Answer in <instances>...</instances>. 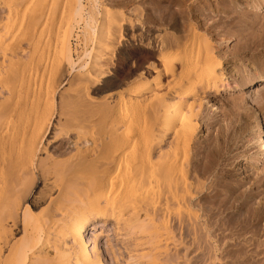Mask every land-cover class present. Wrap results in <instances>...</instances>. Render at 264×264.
Wrapping results in <instances>:
<instances>
[{
    "label": "bare ground",
    "instance_id": "bare-ground-1",
    "mask_svg": "<svg viewBox=\"0 0 264 264\" xmlns=\"http://www.w3.org/2000/svg\"><path fill=\"white\" fill-rule=\"evenodd\" d=\"M27 1L29 0H20L19 2H17V0H8L3 3L4 6H2L4 8L1 9L0 7V10L7 12L8 16L6 15V17L10 16V18L12 15H16V13H18V16L21 14L23 20L27 17V15L29 16L32 10L35 12L40 8V10H43L44 8L49 7V2L47 7H43L45 5L43 2H46V0H40V2H38L39 4L35 0H31V3L30 1ZM72 2L76 4L75 10V6L73 7V11H75V13H73L75 15L77 13L81 20L85 21L86 27L91 32V34H89V32L87 34L88 36H86V38L88 37L87 39L90 37L91 41L89 42V40L85 39L84 36L85 42L88 41V44H91L92 42L94 44L100 43L101 46L102 44H105L104 47L102 46L105 48V46L108 47V45H110H107L108 41L113 39L114 42L116 40H114L115 37H113L112 30H120L119 28L122 27V25L118 27L115 26V24L118 25V22L125 21L126 14L123 11L113 12L109 9L106 11L104 10V17L102 19H105V22L107 21L108 23L107 25L103 21L102 24L104 27L106 25H114L116 27L113 28V26L112 29L106 33V30H104V27L101 26V24L100 27L98 24H91L95 21L93 20L94 14L91 13L92 11L89 12V10L86 9L83 0H73ZM96 2L97 1L93 2V4ZM260 2L264 3L262 1ZM29 3H33V6L36 3L39 5V8L36 5L34 7L38 9L32 7L30 11ZM94 5L92 9L93 12L96 11V14L98 12L97 9L94 10ZM31 6L32 5H30V7ZM68 7H70V3ZM238 7L240 6L238 5L237 9L235 8V27H240L245 22V19L248 18L246 13L247 11L245 10L246 12H240ZM65 8L68 9L67 5ZM237 10L241 14H238ZM43 11L40 13H43ZM30 16L25 19L26 22L28 18L30 19L32 17ZM95 17H98V15H95ZM10 18L6 19H9L8 21H10ZM36 18L35 20H38L40 16H36ZM238 18H240V20L237 22L236 20ZM25 20H23V22ZM35 20H33V24H31L32 26L34 25ZM97 22L95 21V23ZM174 24V26H176L174 27L175 31L169 35L156 33L153 36L145 37V35L140 34L142 39H145V41L146 39L152 41V43L147 46L149 47V52L152 56L151 58L155 60H151L153 62L151 64L149 63L150 65H148V69L150 72L148 73H154L155 76L153 77V75H151L152 78L149 76L151 79L147 77L143 80L140 79L139 82L136 81L137 83H132L126 90L124 89V92H119L116 95L117 99L114 98L116 99V103L112 101V103L116 104V119L115 121L110 122L109 127L106 126L107 121L105 120L107 119L106 116L109 115V107L111 105L109 106L108 104L111 102L107 101V105L102 103L103 105L101 106V109H97L100 111L101 116L104 117L102 118L104 120L102 122L103 124L101 123L102 125H100V127L96 126L95 128L97 129L89 130L88 127L91 128L90 126H93L90 123L92 120L89 122L88 117L90 116H87L88 114L83 116V110L80 111V113L76 112V114L74 112L76 110H73L76 106L71 109V105L75 104L76 99L79 104H83L82 100L84 99L82 97V93L84 91L82 93L80 92L81 94L79 92L77 93L79 94L78 96L81 95L82 100L76 98L78 97L76 95V97L74 96L76 99L72 96L75 101L67 98V94L69 95V98L71 97L73 90H70L72 92L70 93L71 95L67 92L66 98L69 101L64 103V107V104L61 102L60 105L56 104L57 102L55 99L50 96L53 95V91H51L53 88L51 89L52 85L50 82L49 84L51 86L48 84L50 89L47 88V84H45L46 91H44V93H46V97L48 96L49 98H52L51 100L49 99V101L45 100L46 103L48 102L47 104L44 102L43 105V102H40L41 100H38L33 104L29 100L31 103L29 104L27 101V104L29 105L24 103L23 106L19 103L20 101L12 103L8 97H11L10 99H12V96L10 95H13L16 90H11L13 93L10 92V95L8 97L6 96L7 101L5 100L6 98L3 99L6 101L5 103L0 102V264H106L104 254L99 247L98 236L93 237L91 240H87L85 235L87 228L91 225V223H95V227V225L99 222L106 223L109 221L119 223L124 220L123 223H129V226L133 225L132 223L137 222L141 223V228L145 230L147 229L145 228L147 225L145 226L144 224L148 222L147 224L150 226L149 222H151L155 225V228L153 227L154 229H158L159 231L165 228L163 229L164 231H169V234H165V237L163 231L162 234V232H155L151 226L148 227L149 230L154 231L152 233L148 230L150 237H152L151 235L155 233L154 237L150 240L152 242L154 241L153 238H155V242L156 240L158 241V239L160 242L162 239L167 242L172 240L174 236L172 235L173 237L171 239V229L172 227H175V225H178L181 229H187L188 227L191 229V227L193 228L195 226L197 228V230L195 228V232L198 231L200 226H202L205 234L211 233L212 231H209L214 228H217L223 233L226 231H234L233 234L221 235H223L222 237L225 239H227L228 236L235 237L234 239L236 244H239V242H255L257 245L258 243L260 246L263 245L264 177L262 176L251 179L248 176L246 180H244V178L241 182L238 181V175L235 174V177H233L232 172L228 169L232 166L233 156H230L229 154L228 156L225 152L224 153L226 155H222V151H219L218 145L217 147L214 145L218 150L206 147L204 152H200L202 147L197 140L198 134L196 135V132L200 127V121L198 122L195 119L202 117V114L204 113L203 110L211 103L207 100V98L210 96L213 97L215 95H220V93L224 90L225 84L230 83L228 79L231 77L227 78L224 74V70L227 69L228 64L223 60V58H220L213 53L214 48L209 41L199 38L201 35L199 37L194 35L196 32L195 29L194 31L192 30L193 34L191 32L187 34H180L181 31L178 29L179 23ZM249 24L253 26L255 21L250 22ZM6 25H9V23ZM101 27H103V29ZM189 28L193 27L191 26ZM261 28H263L262 31L264 33V22L263 27ZM30 29L31 27L28 29L30 31L29 33H32V30ZM71 29L72 28H70V30H65L64 34L60 31L62 33H60L62 36L59 37L58 41L60 47L57 45L58 42L56 43L60 51L54 49L56 52L58 51L57 54H60V60H62L60 61L58 58L59 55H56L58 56L56 57V60L58 59L60 62L58 65L59 68L56 65L54 66L55 68H53L55 71L52 70V73H55L56 76L58 75L57 73L61 71L58 69L63 68H61V65L65 66V64L61 63L67 62V66L69 64L74 67L76 65V61L79 59L80 62L82 60V62L84 61L86 63L87 60L85 61L81 59L82 55H86L89 58L92 54V51L90 50V52L88 49L85 50L87 46H84L85 48L83 49V53L77 60H75V50L72 42L73 40H76L78 36L73 30L72 31L74 33H72ZM114 33L118 32L116 31ZM124 34H122L123 36L120 34L121 36L119 35V37H124ZM1 37L2 36H0V38ZM33 37L31 38V42H36V39L34 41L32 40ZM131 39H133V37ZM252 39H249L247 46L242 51V54H246V52L251 53L255 48L257 49L259 46H264V34L261 39L259 37L256 39L254 38L253 40ZM55 40L57 41L58 39L56 38ZM1 41L3 44L7 40L5 39L3 41L1 38L0 42ZM118 41L120 42V40ZM85 42L84 44H86ZM14 43L15 41L13 42L14 48L13 46H9L12 50L15 49ZM2 44H0V46H2ZM6 44L8 45V42ZM7 45L4 46V48L6 47V50L3 49L4 51L2 52V59L4 60H8L7 58L9 56L6 57V54L9 53L8 51H10V53L12 52L7 49ZM116 45L118 47L119 44ZM116 45H114L115 48H117ZM37 46L38 45H36V47ZM112 46L110 45V47ZM114 47L113 49H110V52L111 50H116ZM97 50L94 52L95 56H92L91 58L92 62L90 61V63L85 64V66L82 64L80 65L81 67L83 66L82 69L87 71V75H81L84 71H82V69V72H79L81 76L76 74L80 77L83 76V80L82 78L80 80H82V82L88 81V85L93 83L98 85L97 82L104 81V79H108L112 77V75L114 76L113 71H111L112 69L109 71L106 70L107 72L103 71L105 69H98L101 67L104 68L103 66L106 63L104 65L103 63L104 61L106 62V59L108 60V53L104 54L106 50L103 53L104 55H107L104 60V57L102 56L103 54L99 53V51L97 53ZM5 51L8 53L5 54ZM20 51L22 50L20 49ZM20 51L18 50L19 53H21ZM18 52L16 51L14 53L18 54ZM107 52H109V49ZM14 53H12V57L15 55ZM112 53L113 52H111V54ZM36 54L33 58L40 56ZM55 54L56 53H53V55ZM23 55L25 58H23L21 54L19 55L20 58L22 57L23 59H26L27 57L24 53ZM42 57L44 60V56ZM20 58H18L19 61L18 59H15L16 61H12L10 56L9 60L13 63L8 61L9 64L5 63L7 61L2 60L6 66H9L5 67L4 65V68L0 63L1 67H3L4 70L6 68L7 70L10 68V71L8 72L9 75L6 70L5 74L0 71V79H4L5 77L3 76L6 75L11 77L13 75L19 78L18 75H21V73L15 71V68L18 67L20 69ZM121 58L126 60L127 55L121 53ZM39 60L40 59L33 61L36 63ZM102 61L103 63H101ZM56 64H58V61ZM91 64L93 65V68L89 69L88 67L91 66ZM259 64L263 67L264 61L259 62ZM76 66H78V64ZM94 68L97 69L95 70ZM109 68L111 67L108 66V69ZM73 69L74 68L71 70ZM11 71H13V73L16 72L17 74H11ZM24 72L25 71L22 73ZM8 76H6L5 80L9 78ZM31 76L32 75L30 73L29 79ZM48 76L49 75L47 74L46 77ZM240 76L241 75H239V77L235 76L234 81L237 82V85L235 84L236 86H234L236 88H238V85L241 83ZM20 77L22 78V76ZM253 77L254 76H251V78L248 79L242 87L248 88L253 83ZM14 78L16 77H12L10 79L13 80ZM31 78L33 79V77ZM48 78L50 79L51 77ZM75 79H78V77ZM47 80L48 79H46V82ZM165 80L168 81L166 82V86ZM72 81L74 82V79ZM38 82L41 83L40 80ZM38 82L37 84H39ZM261 82V85H264L263 77ZM10 83L8 84L10 85ZM3 84L5 85L6 83L3 82ZM8 84L6 85L8 88L5 86L7 90L4 94L11 89L12 85L9 89ZM33 85H31L32 88ZM70 85L74 88L76 87L74 84V86L72 84ZM83 85L85 87L87 86L85 83ZM261 85L260 87H262ZM39 86H41V84H39ZM2 87L3 86H1V88ZM15 87L19 90L17 85ZM90 87L94 89L93 91H95V93L96 91L104 92L109 89L108 87L102 88L101 86L100 87L102 89H99L98 86L93 87L92 85ZM56 88L57 87H55V89ZM163 88L166 91L165 94L163 93L164 95L162 92L160 94V92L156 91L157 89ZM33 89L35 90V88ZM39 89L36 91H43L42 88L41 90ZM262 89H264V87H262ZM0 90L3 91L2 89ZM1 91V95L4 96ZM22 91L24 90H21V92ZM152 91L155 94H153ZM155 91L159 93L158 95L162 96H158ZM148 93H150V95H148ZM151 93L154 96H151ZM193 94L194 96H198L200 94L199 97H205L202 99L200 98V101H196L199 100V98L197 97L198 99L195 100L192 98ZM31 95L32 94H30V97ZM27 96L29 95L27 94ZM45 96L44 98H46ZM16 97L17 96H15V98ZM109 97L111 98V96ZM84 101L88 100L85 99ZM101 102L102 101H100V104L97 106H95V103L97 102L93 103V109L98 106L100 108ZM88 103L87 105L91 104ZM68 105H70V107ZM67 106L68 110L71 109L73 112L71 110L70 111L75 114H70V117L65 119L66 121L64 122H62L61 118V121L58 122L59 124L57 123L59 128H51L52 131L50 129L49 133L50 125L48 124H50L49 122L51 120L53 121L52 118H54L53 116L55 115L53 113L54 110L57 111L59 109V111L62 112V115L65 116V114L70 111L66 110L67 112L63 114L64 111L62 109H67ZM90 107H87L86 112L91 111L88 109ZM79 109L81 110V108ZM111 112L114 114L113 111ZM91 113H93V111ZM92 117L94 116H91L90 119H93ZM96 117L99 120L100 117L97 115ZM148 121H151L150 123L153 122V124L148 125ZM121 123H125V129L123 128L124 130L118 129L123 126ZM119 124L121 126H119ZM206 125L210 126L208 123ZM116 126H118V128H116ZM254 131L259 133L257 134L261 139L259 147L262 150L261 153L264 154V132L262 131L260 125H258ZM52 133L53 136L50 137ZM73 136H75V138L72 142ZM71 144H73V147H71ZM202 144L204 143L202 142ZM54 145H57V147L55 148L52 156L49 152H51L50 148ZM164 147H167V149ZM45 153H48V156L46 159L44 158V160H42L41 156ZM237 158L238 157L235 155V161ZM234 178L235 181L233 180ZM202 179H205V182L202 181ZM43 205H45V207H43ZM127 213L131 214V220H125ZM131 216L129 215V217ZM159 222L162 224L160 225ZM157 223H159V225ZM163 224L164 226H162ZM99 225L100 223L98 226ZM133 226H131L132 229L134 228ZM160 226L162 229H160ZM21 227L22 236L20 239L15 237V241L10 240L11 237H9V234L13 232L12 229L15 228V231L18 232V229ZM137 227L136 230H142L139 228V224ZM131 228L130 231H132ZM203 230L201 229L200 231ZM145 233V235H148L147 230ZM191 233H193V231ZM207 234L205 235L206 237H200L199 233L196 235H199L198 237L200 238L205 237L208 239L207 237L209 235ZM210 235L213 234L211 233ZM210 237L211 236H209V238ZM222 237L219 239H222ZM213 239H215V237L213 238L212 236V239L210 238L209 240ZM159 241L157 243H159ZM152 242L150 244H152ZM51 249L55 251V254L53 253L54 256L49 253V250ZM241 250L242 251L239 252L240 255L249 254L245 248ZM262 254H264V250H261V252L253 251L251 256L259 257Z\"/></svg>",
    "mask_w": 264,
    "mask_h": 264
},
{
    "label": "rangeland",
    "instance_id": "rangeland-1",
    "mask_svg": "<svg viewBox=\"0 0 264 264\" xmlns=\"http://www.w3.org/2000/svg\"><path fill=\"white\" fill-rule=\"evenodd\" d=\"M6 1H8V0H0L1 9L4 8L3 3H5ZM19 1L20 0H17V2H19ZM29 1H30V3L32 2L31 0H29ZM29 1H27V2H29ZM35 1L37 3L40 2V0H35ZM70 1L69 0H48V1L46 0L47 3L43 2L45 4L43 7H47L48 2H49V5H48L49 7L44 8V9L42 8L44 11L40 10L41 8L35 12H33V10H32V12H30V14H29V16H30L33 13L31 15L32 17L30 16L31 18L30 19L28 18L27 22L25 19L27 17H29L28 15L25 19H23V20H25L24 22L22 20V18H23L22 15L20 14L19 15L20 17H19L18 13H16L17 16L14 14L15 17H14V15H12L11 18L12 17L13 18L11 20L10 16L6 17L7 12H5L4 10H2V11L0 10V12H1V14H0V36H2L1 38L3 41L5 39L7 40L3 44H2V41L0 42V44H2V46H0V49H1L0 50V58H1L0 63L4 67L5 64L3 62L7 61L5 63L9 64L8 61H10L9 60L10 56L12 58L11 59L12 61H16L15 59L20 58V56H19L20 54L23 56V58H25L23 53L27 57L26 59H23L21 57L20 58L21 60L19 62L20 64L17 63L19 61V59L17 62H15V63L19 64V66H20V69L18 67H16L17 65L14 66V67H16L15 71H18L21 73V75H18L19 78L17 76L12 75V77H16V78H14L13 80L10 79V78H12L11 76H8L9 75L8 72L10 71V68H8V70H7V68L5 69L7 71V74H8L6 76H8L9 78L7 77L8 79L5 80L6 76H3L5 78L0 79V82H1L0 85L3 86L2 88L0 86V89L3 90V91H1V90L0 91L2 92V94H4L7 90L6 85L10 82H12V83H10V85L8 84L9 89H10V86L11 85L12 86H11L10 91H7V93L4 94V96L1 95V93H0V102L5 103L7 101V97L10 95L9 93L11 92V90H13V91L16 90L18 93L16 91H14V93L11 92V93H13V95L12 94L10 95V96H12V99H10L11 97H8V99L11 100L12 103H16V101L17 102L20 101L19 103L22 104V106H23L24 103L27 104V101L29 104L31 102L33 104V103H36V101L41 100L40 102L41 103L43 102L42 103L43 105H44V102H45V104H47L48 102L46 103L45 100L49 101V99L51 100L52 98L45 96L46 95V93H44V91H46L45 84H47V88H49V89H50V86L52 85L51 89L53 88V90H51V91H53V93H52L53 95H50V96H52L55 99V101L57 102V103L56 102L55 103L59 104V105L61 103H63V104L67 103L66 101H69L68 99H73V97L75 95L76 96L79 95V94H77L78 92L82 93L84 91L82 93L83 94L82 97L84 100L86 99L88 101L82 100L81 95L78 97L75 96L76 98L81 99L83 104H81V103L79 104L78 100L74 97L76 99V101H75V99H73V100L75 101L76 105L72 104L71 109H73V107L76 106L75 109H73V110H76V111H74L75 113L76 112L80 113V111L83 110L82 111L83 116L84 115L86 116L87 114H88L87 116H90V117L94 116L95 118L92 117L93 119H90V117H88L89 122H90V120H92L90 123H91V125H93V126H90L91 128L88 127V129L93 130V129H97V128H95L96 126L100 127V125H102L103 124L102 122L104 121L102 119L104 117L101 116L100 111H98V110L101 109V106L103 104L107 105L106 104L107 101L111 102L108 104L109 106L111 105L110 106L111 108L109 107L110 112H109V115L106 116L107 119L105 120V121H107L106 126L109 127L110 122L115 121V119H116V114H117V112H115L116 111V104H114V103H116L115 100L117 99L116 95L119 92H124V89L126 90L128 88V86H131L132 83L134 84V83L139 82L140 79L143 80L146 77L152 78L151 75H153V77L155 76L154 73H152V74L148 73V72H150L148 69V67H149L148 65H150L155 60V59L153 60V58H151L152 56L149 52L150 51L149 47L147 46V45L151 44L152 41L147 40V39L145 41V39H142L140 34L145 35V37L153 36L156 33H162L165 35L166 34L169 35L171 33H174V31H175L174 27H176V26H174L175 25L174 23H177V24L179 23L180 27L178 26V29H180L179 31H181L180 34H185V33L187 34L189 32H191L193 34V31L195 29L196 32L194 33V35H197L198 37L201 35L199 38H201L203 40H207L213 45V48H214L213 53L215 55L219 56L220 58H223V60L226 61L228 64L227 69L224 70L225 76H227V78L231 77L230 79H228L230 83L225 84L224 90L220 93V95H215L213 97L210 96L207 98V100L211 103L208 106H206V109L203 110L204 115L202 114V117H200L201 119L200 118L195 119L198 122L200 121L199 122L200 124L198 123L200 126L199 130L196 132V135L198 134L197 140L199 141V143L201 144V147H202L200 149V152H204L206 147H209V149H215V150L219 149L220 152L222 151L221 152L222 155H224L226 153L227 155L229 154L230 156H233L232 166H230L228 169L230 170V172H232L233 177H235V174L238 175L237 180L240 182L244 178H245L244 180H246V178H248V176L251 179H254L257 177H262V176L264 177V174H263V172H264V154L261 153L262 150L259 147V145H260L259 143L261 142V139H260V136L257 135L259 133L254 131L255 128L258 125H260L262 128V131L264 132V89H262V87H264V85H261L262 84V82H261L262 77L264 78V68H263L264 66L262 67V65L259 64V62L264 61V46H262V47L259 46V48L257 47V49L255 48L254 49L255 51L253 50L251 53L246 52L247 55L242 54V51L247 46L249 39H252V38L256 39L258 37L261 39L262 35L264 34L262 31L263 28H261V27H263V22H264V18H263L264 17V6H263L264 3L260 2V1L264 2V0H95L97 2L94 4L97 6V8L93 4V2H95L94 0H93V2H92V0H83L86 9H88L89 12L92 11L91 13L94 14L93 20H95L96 22L98 21L97 23H95V21H93V23H91V24H98L99 27H100V24H101V26L104 27V25L102 24L103 21L105 22V19H102L104 17V14H103L104 10L106 11L107 9H109L113 12L114 11H117V12L123 11L126 14L125 21L118 22V19H119L118 18L117 22L119 24L118 25L115 24V26H118V27L122 25V27L119 28L121 31L116 29V31L118 33H114V32H116L115 29H113L114 31L112 30L113 37H115L114 40L115 39L116 40L113 42V39H111V40L109 39L110 41H108L107 45L110 44L111 46L112 45L113 46L110 47V45H108V47L105 46V48H103L105 44H102V46H103L102 47L100 43L94 44L92 42L91 44L89 43L90 44L89 45L87 43L88 41H86V42L84 41V36H85V39H87L88 37L86 38V36H88L87 34L90 31L86 27L85 21L81 20V18L79 17V15L77 13H76V15L74 14L75 11H73V7L75 6L74 7V10H75L76 4L72 2L73 0H70ZM33 3L30 4V5H32L31 7L29 5L30 11H31L32 7L37 5L35 3V5L33 6ZM69 3H70V7H68ZM237 3L240 6V7H238V10H240V12H242V11L246 12L247 11L246 13H247V17H248L247 19H245V22L240 27H235V10L237 9V6H238ZM66 5H67L68 9L65 8ZM93 5L95 7L94 10L97 9L98 13H96V14H95L96 11L93 12V9H92ZM37 6L39 8V5H37ZM40 6H41V3H40ZM71 6H72V8H71ZM34 8H36V7H34ZM38 8H36V9H38ZM41 11H43V13H40ZM36 12L37 13L39 12L38 15ZM240 12L238 11V14ZM95 15H98V17H95ZM36 16H38V17L40 16V18H38V20H35ZM6 18H10V21H8L9 19H6ZM32 19L35 20L34 25L35 24L36 25L35 26L33 25V26L36 28H34L31 25V24H33ZM239 20H240V18H238L236 21L238 22ZM253 21H255V24L253 26H251V24H249V23L253 22ZM8 23H9V25H6ZM105 23L108 25L107 21ZM115 23H116V21H115ZM107 25L104 27V30H106V33L108 31H110L112 29V27L114 26L113 24H112L113 26H110V25L107 26ZM247 25H249V26H247ZM29 26L31 27L30 30H32L31 31L32 33H29L30 32L28 30L30 28ZM115 26L113 28H116ZM191 26L193 28H189ZM103 27H101V28L103 29ZM70 28H72L71 32L72 33L76 32L77 36H78V38H76V40H73V42H72L73 48L75 50V53H74L75 60H77L78 57L83 53V49L86 46L87 47L85 50H87V49L89 51L91 50L92 54H91V56H89V58L86 55L85 56L82 55L81 59H83L85 61L87 60V61L85 63L84 61L82 62V60L80 62V59L77 60L76 65L78 64V66L75 65L74 67H72L69 64L67 66V62L61 63V64H65V66L61 65V68L62 67L63 68L65 67V68L64 69L62 68L63 70L58 69L59 71L60 70L61 71L58 73L56 72V73L60 76H58V75L56 76V74L52 73V72L55 71L53 68H55L54 66L59 65V63H60L59 60L61 59L60 54H57L58 51H60L58 48V46L60 47V44L58 42L59 37L62 36L61 35L62 33L60 31H62L64 34L65 30H67V29L70 30ZM4 29H5V31H4ZM27 32H28V34H27ZM56 32H57V35H56ZM247 32H249V33H247ZM89 34H91V32ZM120 34L121 35L124 34V37H119ZM3 37H4V39H3ZM32 37H33L32 40L34 41L36 39L35 40L36 42H31ZM132 37H133V39H131ZM56 38L58 39L57 41L55 40ZM11 40H13V41H11ZM29 40H30V42H29ZM87 40H89V42H90L91 41L90 37ZM118 40H120V42ZM14 41H15V43H14L15 49L12 50L11 48H9V46L12 47ZM7 42H8V45L6 44ZM11 42H12V44H11ZM84 42L88 45L84 44ZM96 42H98V41H96ZM56 43L58 46L56 45ZM116 44L120 45V46L118 45L119 48L117 47ZM5 45H7L8 50L12 51L11 53H10V51H8L9 53L7 51H5V54L6 53L10 54V55L6 54L7 55L6 57L9 56L7 58L8 60L2 59V57H3L2 52L4 51L3 49L6 50V47L4 48ZM36 45H38V46L36 47ZM114 45H116L117 48H115ZM18 46H21L22 48L18 47ZM95 47H97V48H95ZM113 47L116 50H114V51L111 50V52H113L111 54L110 49H113ZM13 48H14V46H13ZM20 49L22 51H20ZM54 49L58 50V51L56 52ZM97 49H100V50H97ZM108 49H109V52H107ZM14 50H16L17 52L19 50L21 53H19V52H18V54L14 53V52H16ZM95 50H97V53L99 51V53H101V54H103L106 50V52L104 54L108 53L107 54L108 56H112V57H108L107 55L103 54L102 55L104 57L103 59L105 60L106 56H107L108 60L106 59V62H105L102 59L104 61V63H103V61L101 62V63H103V65L106 63L111 68L108 69V66L105 64L104 66L102 65L104 68L101 67L98 69H105L103 71H106V70L109 71L112 69L111 71H113V74H114V76L112 75V77H110L108 79H104V81L97 82L98 85H95L94 83L91 84L93 87L98 86L99 89H102L103 87H108L109 88L108 90H110V91L106 90L104 92L103 91H100V92L96 91L97 94L95 93V91H93L94 89L90 87L91 85H88L89 84L88 81L82 82L83 76L87 75V71L82 69V67L85 66V64L90 63V61L92 62L91 58H92V56H95V53H94ZM53 51H55V52H53ZM52 52L56 53V54L53 55ZM12 53L15 54V55L13 54L15 57L14 56L12 57ZM36 53H38V54H36ZM121 53L127 55L126 60L121 58ZM5 54H4V57H5ZM35 54L40 55V56L34 57L36 60L33 58V56H35ZM52 55L54 56L55 59L53 58ZM56 55H59V57ZM42 56H44V60L42 59L43 58ZM6 57H5V59H6ZM56 57H58L59 60L58 59L56 60ZM85 57H87V58H85ZM37 58L40 59L39 60L40 62L39 61L36 62L37 63V65H36V63L34 61H37L38 60ZM2 60H4V61H2ZM24 60H27V61H24ZM123 60H124V62H123ZM149 60L150 61L153 60V61L150 62ZM12 61H10V63H13ZM55 61H56V63L58 61V64H56ZM60 61H62V60H60ZM30 62H32V63H30ZM63 62H65V61H63ZM14 64H12V65H14ZM31 64H32V66H31ZM81 64L83 65L82 67L80 66ZM12 65H11V68H12ZM8 66L9 65H7V66L5 65V67H8ZM79 66H80V70H79ZM91 66H89L88 68L89 69L93 68L92 64H91ZM105 66L107 67V69ZM3 67H1V65H0V68H1L0 71H2L3 74H5V72H6L4 70L5 67L4 68ZM37 67H38V69H37ZM71 67L74 69L71 70L72 69ZM58 68H59V66H58ZM27 69H29V70H27ZM81 69H82V71L84 70L83 71L84 73L81 71ZM94 69L96 70L97 68H94ZM12 70H14V69H12ZM22 70L25 72L22 73L23 72ZM62 71H63V73H62ZM79 72L80 73L82 72L81 75H83V74L84 75L82 77H80L81 75ZM10 73L15 74L16 72L13 73V71H11ZM30 73H31V75H32L31 77H33V79L31 77L29 79ZM47 74L49 75L48 77H51V78L54 76L52 78L54 80V83H53V80L51 78L49 79L48 77H46ZM76 74H79L80 76L76 75ZM232 75H233V79H232ZM239 75H241L240 76L241 83L239 82L241 85L239 84L238 88H236L235 86L237 85V82L234 80H235V76L239 77ZM20 76H22V78L24 79V82ZM251 76H254L253 80L255 82L252 80L253 83L248 87L249 89L246 87H242L244 85V83L247 82L248 79L251 78ZM34 77H35V80H34ZM44 77H45V79H44ZM77 77H78V79H75ZM81 78H82V80H80ZM36 79H38V80H36ZM46 79H48L47 82H46ZM73 79H74V82L72 81ZM15 80L18 82H16ZM19 80H20L21 84L19 83ZM28 80H29V82H28ZM39 80L41 83L38 82ZM51 80H52V83H51ZM166 80H165V86H166V82H168ZM232 80H233V82H232ZM242 80H244V81H242ZM3 82H5L6 84L4 85ZM37 82L39 84H41V86H39V84H37ZM49 82L51 85L49 84ZM81 82H82V84L80 85ZM111 82H113L114 84ZM13 83H14V85H13ZM27 83H28V86H27ZM84 83H85V85H87L86 86L87 88L83 85ZM70 84H72V85L74 84L76 87L74 88ZM76 84H79V85H76ZM16 85H17L19 90L16 89V87H15ZM31 85H33V88H35V90L31 87ZM106 85H109V86H106ZM260 85L262 87H260ZM38 86L40 89L38 88ZM88 86H89V88H88ZM55 87H57V88L59 87L58 89L56 88L57 91H56ZM41 88L43 91H39V92L36 91L37 89L41 90ZM110 88L111 89L113 88L112 89L113 91ZM32 89L34 90V92ZM81 89H82V91H81ZM21 90H24V91L21 92ZM70 90L71 91L73 90L72 92L74 94ZM86 91H87V93L85 94ZM153 91H152V93H153ZM156 91L160 92V94H161V92H162V94L166 93L164 88L163 89H157ZM67 92L69 94L72 93V95L70 94L71 95L70 98H69V95L67 94ZM115 92H117V93H115ZM158 92H156L157 95L159 94ZM26 93L29 96H27ZM54 93H56V94H54ZM152 93H151V96L153 94H155V93H153V94ZM30 94H32L31 95V97L33 96L32 98L30 97ZM66 94H67L68 99L66 98ZM112 94H113V97H112ZM194 94H193L192 98H194L195 100L199 98V100H196V101H200L203 97H205V96L199 97L200 94L198 96H196V95L194 96ZM196 94H198V93H196ZM34 95H35V97H34ZM40 95H41V97H40ZM108 95L111 96V98L113 100ZM148 95H150V93H148ZM15 96H17V97L15 98ZM20 96H21V98H20ZM44 96L46 98H44ZM158 96H162V95H158ZM22 97H25V98H22ZM103 98H104V100H103ZM114 98H116V99H114ZM3 99H5L6 101H4ZM32 99H35V100H32ZM109 99H111V100H109ZM91 100H93V101H91ZM63 101H65V102H63ZM100 101H102L100 108L98 106V107H95V109H93L94 108L92 106L93 103L97 102V103H95V106H97L100 104ZM112 101L114 103H112ZM88 102L91 104L87 105ZM29 104H27V105H29ZM68 106L70 107V105H68ZM68 106H67V109L66 108L62 109L64 111L63 114L67 112L66 110H68ZM88 106L89 107L91 106L90 108H88L91 111L86 112L87 111L86 109ZM46 107H48V106H46ZM64 107H65V104H64ZM79 108H81V110ZM112 108L115 110H113ZM71 109H69L68 111H70ZM71 111L67 113L68 115L65 114V116H64V115H62V112L59 111V109L57 111L54 110L53 113L55 115L53 116L54 118H52L53 121L51 120L49 122L50 124H48V125H50L49 126V133H50L51 128L52 129L59 128V126H57V123L61 121V118H62V122H64V121H66L65 119L70 117V114L71 115L75 114V113L73 114L72 113L73 111L72 112ZM92 111H93V113H91ZM111 111H113V113L115 115L112 114ZM85 112H86V114H85ZM95 113H97V114H95ZM98 113H99V115H98ZM96 115L98 117L101 116L99 118L100 121L98 120ZM142 117H143V115H142ZM108 118H110V119H108ZM111 118H113L114 120ZM142 121H143V119H142ZM207 121H210V122H207ZM135 122H137V121H135ZM148 122H149L148 125L153 124V122L150 123L151 121H148ZM206 122L208 124H210V126L208 125L209 127L206 125L207 124ZM121 124H123V126H124L125 123H121ZM119 126H121V125L119 124ZM123 126H121L122 128L121 127L118 128V126H116V128H118L120 130L121 129L124 130L125 126L124 127ZM52 129H51V131H52ZM88 129H86V130H88ZM52 136H53V133L51 134L50 137H52ZM74 138H75V136H73L72 142H73ZM202 142L204 144H202ZM214 145L216 147L218 145L219 148L217 149ZM56 147H57V145H54L52 148H50L51 152H49V153L51 155L54 153ZM71 147H73V144H71ZM164 148L167 149V147H164ZM235 155L239 158V159L237 158L236 161H235ZM47 156H48V153L42 154L41 159L44 160V158L46 159ZM204 180L205 179H202V181H204ZM233 180L235 181V178ZM39 186H40V184H39ZM43 207H45V205H43ZM128 214L131 216L130 213H127L125 220H127V219L129 220L130 218H132V216L129 217ZM123 221H121L119 223L113 222V221H109L106 223L99 222L100 225L98 226V224H99L98 223L97 225H95V227H94L95 223H93V224L91 223V225H89L87 228V232L85 235L87 237V240H91L93 237L98 236L99 247L104 254L106 264H121V263L122 264H264V254L260 255L259 257L258 256H251V253L253 251H258V252H261V250L263 251L264 250V243L261 246L258 243L259 247L257 244H255V242H251V243H248V242H241L240 243L239 242V244L238 243L236 244L235 239H234L235 237L228 236L227 239H225L224 237H222L223 235H221V234H225V235L226 234H233L234 231H226L225 233H223L222 231L218 230L217 228H214V229L209 231V232L212 231L211 233L213 235H210L211 233H208V234L206 233L207 235L211 236L210 237L211 239H212V236H213V238L215 237V239L209 240L210 239L209 236L207 237L208 239L205 238L206 234H205V231L203 230L202 226H200L198 231L195 232V228H196L195 226L193 227L194 228V230H193L192 227H191V229H190V227H188L187 229L186 228L181 229V227L179 228L178 225H175V227H172L173 230L171 229L172 234L170 236H171V239L173 236L176 239L173 237L174 240L172 239L168 242L163 241L164 239H162V241L160 242L158 239V241L160 243L159 244V243H157L158 242L157 240L155 242V238H153V240H154L153 242L150 241L152 239V237H154L155 233L151 235L152 237H150L149 231H151L152 233L154 231L160 232V233L163 231L164 236L166 237V235L169 234V231L168 230L164 231L163 229H165V228L162 229V227L160 226V229H162V230L158 231V229H154L155 225L153 223L149 222L150 226L152 228L154 227L153 228L154 231L149 230L148 227H150V226L147 224L148 222H146V223L144 222L145 223L144 225L145 226L147 225V227H145V228H147L146 230H147V233L149 235L148 236V235H145L146 230L141 228V223L136 222L137 225H136V223H132L134 226L130 224L131 226L134 227L133 228L134 230H133L131 228V226L128 225L129 223H126V222L123 223ZM160 222H162V221H160ZM159 223H157V224L159 225ZM138 224H139V228H141L142 230H140V229L136 230V227L138 226ZM161 224L162 223H160V225ZM127 225L132 229V231H130V228ZM173 225H174V223H173ZM162 226H164V224ZM200 228L203 231H200L201 230ZM18 230H19L18 231L19 233L15 231V228L12 229L13 232L9 234V237H11L10 240L15 241L16 238L20 239V237L22 236V227ZM125 230H127V231H125ZM191 230L193 231V233H191L192 232ZM196 230H197V228H196ZM20 231H21V233H20ZM163 232H162V234H163ZM194 232H195V234H194ZM197 233H199L200 237H203V236H205V237L200 238V237H198L199 235H196ZM192 234L195 237L197 236L198 238L197 237L196 238L198 240ZM216 235H218V236H216ZM221 237H222V239H219ZM184 238H185V240H184ZM193 238H195V239H193ZM180 239H182V240H180ZM192 239H193V241H192ZM201 239H203L204 241ZM151 242H152V244H150ZM154 242H155V244H154ZM141 243H142V246H141ZM253 243H254V245H253ZM176 244H177V247H176ZM181 244H182V246H181ZM164 246H165V248H164ZM244 248H245V250H247L249 252V254H247V255L242 254L243 255L242 256V255H240L239 252L242 251L241 249H244ZM168 250H170V251H168ZM49 253L52 256H54L55 251L53 249H51V250H49ZM5 254L7 255L6 252H5ZM141 258H142V260H141Z\"/></svg>",
    "mask_w": 264,
    "mask_h": 264
}]
</instances>
